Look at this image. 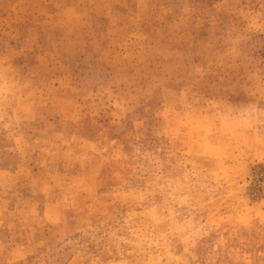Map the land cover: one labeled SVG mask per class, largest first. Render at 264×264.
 Segmentation results:
<instances>
[{
	"label": "rangeland",
	"instance_id": "1",
	"mask_svg": "<svg viewBox=\"0 0 264 264\" xmlns=\"http://www.w3.org/2000/svg\"><path fill=\"white\" fill-rule=\"evenodd\" d=\"M0 264H264V0H0Z\"/></svg>",
	"mask_w": 264,
	"mask_h": 264
}]
</instances>
